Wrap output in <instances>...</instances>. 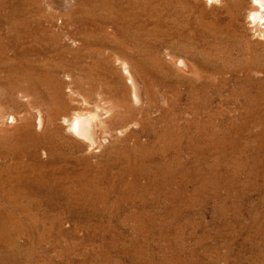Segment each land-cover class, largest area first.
<instances>
[{
  "label": "rangeland",
  "instance_id": "374dc122",
  "mask_svg": "<svg viewBox=\"0 0 264 264\" xmlns=\"http://www.w3.org/2000/svg\"><path fill=\"white\" fill-rule=\"evenodd\" d=\"M259 7L0 0V264H264Z\"/></svg>",
  "mask_w": 264,
  "mask_h": 264
},
{
  "label": "bare ground",
  "instance_id": "6f19581e",
  "mask_svg": "<svg viewBox=\"0 0 264 264\" xmlns=\"http://www.w3.org/2000/svg\"><path fill=\"white\" fill-rule=\"evenodd\" d=\"M256 1H258V3L260 4V7H259V9H256L254 12H252V15H254V17H255V19H253V18L252 19L254 22H257L258 24H260L259 21L261 22L262 20H264V0H261V1L256 0ZM257 17H258V19H257ZM132 79H134V78H132ZM39 121H40V118H39Z\"/></svg>",
  "mask_w": 264,
  "mask_h": 264
}]
</instances>
